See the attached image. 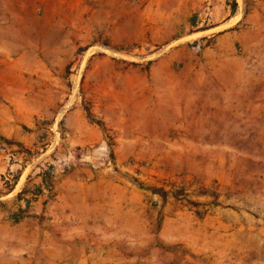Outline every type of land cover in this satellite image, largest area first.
I'll return each instance as SVG.
<instances>
[{
	"label": "rangeland",
	"instance_id": "obj_1",
	"mask_svg": "<svg viewBox=\"0 0 264 264\" xmlns=\"http://www.w3.org/2000/svg\"><path fill=\"white\" fill-rule=\"evenodd\" d=\"M0 264H264V0H0Z\"/></svg>",
	"mask_w": 264,
	"mask_h": 264
},
{
	"label": "crops",
	"instance_id": "obj_2",
	"mask_svg": "<svg viewBox=\"0 0 264 264\" xmlns=\"http://www.w3.org/2000/svg\"><path fill=\"white\" fill-rule=\"evenodd\" d=\"M236 5V4H234ZM234 8V7H233ZM81 124L83 125V127H86L87 125V120H81ZM72 131V128H71ZM102 137V133H95V135H93L90 138H101ZM90 139L88 137H80L77 140H73V142H71V144H75V145H83L86 144L87 142H89ZM78 172V169L73 170L70 174H62L59 173L58 176L56 177V181H55V187H56V191H57V195L58 196H64L68 190L71 188L70 187V182H71V178L74 177V175ZM87 177L93 178L95 176L94 172L91 170H87ZM101 171H98L96 174H100ZM38 180V179H37ZM40 182V179L38 180ZM41 182H43V179L41 178Z\"/></svg>",
	"mask_w": 264,
	"mask_h": 264
},
{
	"label": "trees",
	"instance_id": "obj_3",
	"mask_svg": "<svg viewBox=\"0 0 264 264\" xmlns=\"http://www.w3.org/2000/svg\"><path fill=\"white\" fill-rule=\"evenodd\" d=\"M233 7L235 8V5Z\"/></svg>",
	"mask_w": 264,
	"mask_h": 264
}]
</instances>
